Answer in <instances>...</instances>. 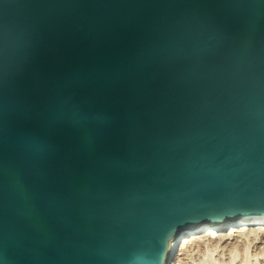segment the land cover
Here are the masks:
<instances>
[{
    "label": "water",
    "instance_id": "water-1",
    "mask_svg": "<svg viewBox=\"0 0 264 264\" xmlns=\"http://www.w3.org/2000/svg\"><path fill=\"white\" fill-rule=\"evenodd\" d=\"M262 216L264 0H0V264Z\"/></svg>",
    "mask_w": 264,
    "mask_h": 264
},
{
    "label": "rangeland",
    "instance_id": "rangeland-1",
    "mask_svg": "<svg viewBox=\"0 0 264 264\" xmlns=\"http://www.w3.org/2000/svg\"><path fill=\"white\" fill-rule=\"evenodd\" d=\"M227 228L220 232L225 237H228L231 232ZM248 228L250 229H245L238 238L234 240L230 238L224 243H217V247L215 245L210 247L209 250L203 252L204 255H199V258L198 256L197 258H193L190 255L191 252L197 251L198 247L196 245H192L186 254H182L181 252L183 251L179 249L172 256V262L182 259L183 264H264V233L257 236V238H253L249 233H254L252 229L257 228V226H250ZM237 239L238 242H236Z\"/></svg>",
    "mask_w": 264,
    "mask_h": 264
},
{
    "label": "bare ground",
    "instance_id": "bare-ground-1",
    "mask_svg": "<svg viewBox=\"0 0 264 264\" xmlns=\"http://www.w3.org/2000/svg\"><path fill=\"white\" fill-rule=\"evenodd\" d=\"M250 226H257V228H255V229L251 228L252 232H254V233H249V235H252L253 238H257V236L263 235V233H264V216L257 218V219H253V220L248 219V220H245L243 223L234 222V223L230 224L229 222H225V223H220L217 227H215L214 225H208L206 227V229H204L202 231L185 230L182 232V234L180 236H178L174 240H172V243H171V259H170L171 261L169 262V264H183L182 259H179V261H177V262H172V256L179 249L183 251V252H181L182 254H186L187 251L190 250V247L192 245H196L198 247L197 251L194 253L191 252L193 254L190 253V255L193 258H197V256L199 258V255H202L204 251L206 252V250H209L210 247H213L214 245L217 247V245L220 244V242L224 243L230 238L233 240L238 238V236L241 235L245 229H250V228H248ZM226 228H227V230L231 231L229 233L228 237H225L224 234L220 233L221 231H223ZM236 242H238V239Z\"/></svg>",
    "mask_w": 264,
    "mask_h": 264
}]
</instances>
